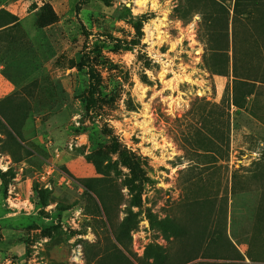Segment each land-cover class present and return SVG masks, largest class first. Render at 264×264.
<instances>
[{"label":"rangeland","instance_id":"rangeland-1","mask_svg":"<svg viewBox=\"0 0 264 264\" xmlns=\"http://www.w3.org/2000/svg\"><path fill=\"white\" fill-rule=\"evenodd\" d=\"M0 39L41 87L0 99V264H264V0H0Z\"/></svg>","mask_w":264,"mask_h":264},{"label":"crops","instance_id":"crops-1","mask_svg":"<svg viewBox=\"0 0 264 264\" xmlns=\"http://www.w3.org/2000/svg\"><path fill=\"white\" fill-rule=\"evenodd\" d=\"M6 39H0V47L5 46ZM5 58H12L15 62L21 59L23 64V53L12 52L10 55L6 51L0 52V99L6 95L13 94L17 100H23L28 104H33V114L37 113V106L34 104L39 99L41 87L38 83H31L32 79L23 78V66L18 68L15 65L11 67L5 66ZM22 70V71H21ZM21 71V72H20Z\"/></svg>","mask_w":264,"mask_h":264},{"label":"trees","instance_id":"trees-1","mask_svg":"<svg viewBox=\"0 0 264 264\" xmlns=\"http://www.w3.org/2000/svg\"><path fill=\"white\" fill-rule=\"evenodd\" d=\"M236 74H237V73H236ZM235 76L238 77V78L248 79V78H246V77H240L238 74L235 75ZM149 219H150V221H153V220H154V221H155L156 223H158V224H159V223H160V224L164 223L163 220H162V222L156 220L155 217H154L152 214H149ZM170 228H171L173 231H174V230L178 231V229H179L176 225L171 226ZM163 229H165V228H163ZM144 255H145V257L151 259L152 262H154V263H157V264H163L164 261H165V257H166V255H165V247H163V246H161V245H159V244H156V243H149V244L146 246V248H145Z\"/></svg>","mask_w":264,"mask_h":264}]
</instances>
